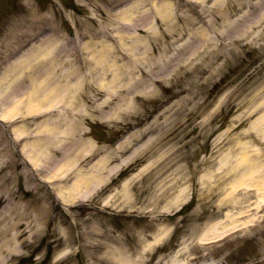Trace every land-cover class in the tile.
<instances>
[{
  "label": "rangeland",
  "instance_id": "1",
  "mask_svg": "<svg viewBox=\"0 0 264 264\" xmlns=\"http://www.w3.org/2000/svg\"><path fill=\"white\" fill-rule=\"evenodd\" d=\"M112 1L0 0V73L18 51L20 38L22 60L34 66L28 70L27 65L25 73L30 71L35 84L66 87L60 74L76 70L79 36L95 30L102 40L109 34L122 43L120 56L136 42L138 58L165 59L169 65L147 80V95L137 86L122 90L104 108L102 120L84 118V136L58 143L60 152L35 168L53 192L42 183H26L20 173L35 153L32 143L43 137L37 134L39 124L68 118L59 101L63 94H57L56 107L30 110L21 101L32 88L25 74L19 94L12 85L1 88L0 115L18 113L15 126L21 136L15 140L17 152L0 141V229L5 234L0 236V264L264 263V36L234 44L220 11L227 0H203L185 10L175 1L170 7L175 17L171 13L163 21L141 13L149 0L122 6ZM235 1L244 6L229 8L230 22L264 29V0ZM122 14L132 16V22L118 19ZM200 30L207 33L199 36ZM154 33L158 40L149 37ZM85 39L80 44H87ZM49 44L56 46L47 57ZM96 89L93 85L85 108L105 97ZM76 142H86L79 151L94 147L70 173L58 170L63 158L75 160L78 150L71 146ZM187 162L198 165L197 178H206L212 168L207 181L212 191L207 193L206 184H187L179 199L160 197ZM77 169L89 174L97 169L104 178L73 192ZM53 181L61 182L56 185L67 190L71 201L55 197ZM231 198L235 206L228 203ZM65 209L73 227H66ZM212 224H219L225 238L202 240Z\"/></svg>",
  "mask_w": 264,
  "mask_h": 264
},
{
  "label": "bare ground",
  "instance_id": "2",
  "mask_svg": "<svg viewBox=\"0 0 264 264\" xmlns=\"http://www.w3.org/2000/svg\"><path fill=\"white\" fill-rule=\"evenodd\" d=\"M127 1L130 0H113L112 2L115 4H122L125 5ZM162 2L159 4L156 0H151V4L155 5L153 11V14L161 15L160 18L167 17L169 14H171L170 17H175V14L171 11V0H160ZM197 5L196 7H199L198 4L203 2V0H196ZM110 5L111 8H114L116 6ZM151 5V6H152ZM127 6V5H126ZM232 6H237L238 8H242L244 6V2H236L235 0H227L226 7L223 10H220L224 13V18L222 21L224 23V26H227V33L226 35L231 37L233 40L232 42L236 45H238V40L244 39L246 40L248 38V42L256 41L258 38L264 36V29H261L260 31H256L252 28L247 26L246 28H241L240 23L237 21V23L230 22V12L229 8ZM128 8V6H127ZM125 8V11H129ZM122 9V8H120ZM210 12H213L214 9L210 8L207 9ZM219 12V11H218ZM194 14L199 15V12H194ZM145 15H148L146 12ZM117 17V15H116ZM180 19H182V16H179ZM118 19H122L124 22H132V16L126 17L125 15L118 16ZM191 18L189 16L185 20V22H188ZM193 22H189L187 24L192 25ZM172 25V26H171ZM172 27H177L176 25L171 24ZM169 26V27H170ZM207 31L200 30L199 36L201 34H205ZM221 32L220 34H222ZM88 43L83 45L80 44L79 46V53H80V60L77 61V67L76 70L73 68H68L65 70V72L60 74V80L61 82L67 83L66 87L57 86L54 87H45L42 83L35 84V80H33V77H31L30 71L26 72V66L28 65V70H30L32 67H34L32 64H26L24 60L21 59L20 55H16L13 61L9 63L8 70L7 68L4 72L0 73V90L3 86H13L15 94H19L22 92V83H23V77L24 74L28 79H30V85H32V88H30L29 92L27 93V96L25 99H21V101H25V105L31 110V108H45L48 107H56L58 103H54L56 99L58 100L57 94L62 92L63 96L59 99L60 102H62L63 110H65L66 116L68 118L67 122L66 119L62 118H53V121L51 122V125L47 123V121L42 123L41 126L37 132L38 135L43 134V137L41 141H35L33 142V150L35 153H30V157L32 159V162L37 167H40L44 164L49 163V156L52 154H58L61 149V145L58 144L60 142L63 143H70L76 136L79 138L80 136H84V134L80 130L81 122L86 117H92L95 119H103V111L104 108L108 105H111V100L113 97H115L119 92L126 89L128 92L131 90L133 86L140 87L141 90L143 89L142 94L147 95L148 91L146 90L149 82L147 80H151V76L153 74L159 75L161 73H164L167 71L168 61L166 64L163 63V60H157L153 61L155 58H148L145 57L143 59L138 58L135 55V52L133 51L136 47L134 44L136 42H132L127 47L128 52L123 55H118V52L122 50V43L120 41L116 40L107 34V39L110 40V42L106 39L102 40L101 35L97 32H93L88 34L87 36ZM150 38L153 40H158L159 37L154 33L152 35H149ZM242 41V40H241ZM106 42H109L108 44ZM51 48L47 50V52L44 54V56L49 57V52L56 46L55 44H49ZM97 46H99L98 50L95 49ZM131 47V49H130ZM133 48V49H132ZM90 49V50H89ZM48 53V54H47ZM74 53V52H72ZM220 56L215 55V58L218 59ZM162 61V62H161ZM51 69V72L55 70V66L51 65L49 67ZM136 72H139V78H137ZM50 74V72L48 73ZM141 79V80H140ZM50 84V81H43ZM133 83L134 85H131ZM96 86L98 91L103 90L105 92V97L101 99L98 103L94 104L93 106H90V108H85L86 100L90 96V90L92 89V86ZM1 94V92H0ZM1 96V95H0ZM55 97V98H54ZM59 102V105H60ZM19 103V102H18ZM110 103V104H109ZM74 107L76 109H74ZM117 110H119V107H117ZM74 113V114H73ZM13 114V115H10ZM2 117H6L10 120L13 118H16L19 116L18 113L12 111L4 112L1 115ZM263 122V121H262ZM261 122V123H262ZM44 124V125H43ZM64 125V127H63ZM40 131V132H39ZM37 135V137H38ZM18 138H20L21 133L19 132V135L16 134ZM77 140V139H76ZM86 142H76L71 147L72 149H77L78 151L74 154L75 160L68 156L66 158H63V160H60V164L58 167V170L66 169V173L69 170H74L75 164L80 161V159L83 158V156L86 154V151L92 150V147H89V144L87 145L86 149L84 151H79V149L85 144ZM35 154V155H34ZM45 159V163H43L41 160ZM245 157H243L242 162L245 161ZM77 160V161H76ZM184 164L183 166H185ZM189 165V164H188ZM99 166V164H98ZM78 173L76 175L75 184L72 188L73 192H78L79 189L82 187L88 189L93 181V179L98 178L102 180L104 177L100 175L102 173L101 171H98L97 169H94V173H84V169L80 170L77 169ZM69 171L68 173H70ZM58 177V176H57ZM56 178V177H54ZM53 178V179H54ZM206 178H209L207 175ZM194 179V169L192 167H188L186 172L182 175L181 178L172 181L171 184L167 185L164 188V191L160 195H165L167 197H171L174 193V189L176 188V184L179 183L180 185H183L184 183L191 182ZM234 186L232 185L230 187V192L233 191ZM82 190V189H81ZM67 190H60L61 195L66 196L64 193H66ZM181 195V190L177 191L176 196ZM82 198L81 196H74V198ZM71 196H66V200L71 201ZM237 200L234 198L230 199V204H235ZM217 225L210 226L206 230V236L207 239H212L213 236H217L218 233L214 231V227ZM1 233V230H0ZM1 235H4V233H1ZM123 264H132V262L128 260H123Z\"/></svg>",
  "mask_w": 264,
  "mask_h": 264
}]
</instances>
